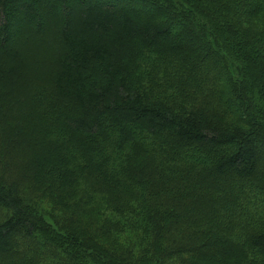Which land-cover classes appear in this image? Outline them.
Listing matches in <instances>:
<instances>
[{
	"label": "trees",
	"instance_id": "16d2710c",
	"mask_svg": "<svg viewBox=\"0 0 264 264\" xmlns=\"http://www.w3.org/2000/svg\"><path fill=\"white\" fill-rule=\"evenodd\" d=\"M260 150L264 0H0V264H264Z\"/></svg>",
	"mask_w": 264,
	"mask_h": 264
},
{
	"label": "rangeland",
	"instance_id": "374dc122",
	"mask_svg": "<svg viewBox=\"0 0 264 264\" xmlns=\"http://www.w3.org/2000/svg\"><path fill=\"white\" fill-rule=\"evenodd\" d=\"M206 67V64L205 62L203 61H200V60H190V61H186L185 63L177 66L175 69L177 70V74H180V75H184V74H187L186 77L192 79L193 77H198V79L202 78V76L204 75L205 72H203L202 70ZM195 74L197 75H200V76H195ZM185 90V89H184ZM182 98H183V94H182ZM181 98V99H182ZM177 100V97L174 98ZM187 100H185L184 102L182 103H185ZM210 107H212L213 109H216V110H219L217 108V106L215 105H211L209 104ZM212 115H214L216 118L218 119H222L223 116H221V112H211ZM222 121V120H221ZM259 154H262L264 155V150H260L259 151ZM236 188V187H235ZM231 196V193L230 194H227L226 198H229ZM217 200H221L220 197L216 198ZM21 248V247H20ZM20 250V249H19Z\"/></svg>",
	"mask_w": 264,
	"mask_h": 264
}]
</instances>
